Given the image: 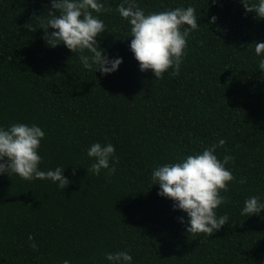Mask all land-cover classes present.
<instances>
[{
	"label": "trees",
	"instance_id": "16d2710c",
	"mask_svg": "<svg viewBox=\"0 0 264 264\" xmlns=\"http://www.w3.org/2000/svg\"><path fill=\"white\" fill-rule=\"evenodd\" d=\"M104 2L107 31L96 39L123 57L107 75L83 69L63 44L46 46L39 26L50 0H0V125L40 126L41 170L64 167L69 180L61 190L0 175V264H106L104 253L118 250L130 251L133 264H264V210L240 214L247 197L264 198V73L254 51L264 19L238 0H135L146 14L192 5L199 15L179 73L157 79L129 50V25L116 11L122 0ZM219 138L216 154L233 157L226 167L236 178L216 210L228 221L193 235L186 214L157 195L151 171ZM93 142L114 145V174L91 172Z\"/></svg>",
	"mask_w": 264,
	"mask_h": 264
},
{
	"label": "clouds",
	"instance_id": "9594fccd",
	"mask_svg": "<svg viewBox=\"0 0 264 264\" xmlns=\"http://www.w3.org/2000/svg\"><path fill=\"white\" fill-rule=\"evenodd\" d=\"M238 2L246 13L251 12L255 18L264 19V0ZM50 5L39 26L44 29L41 38L46 46L55 48L63 44L77 55L83 69L90 72L99 71L107 75L119 69L123 57L109 56L96 39L107 31L99 15L111 11L104 0H50ZM116 11L129 25L131 40L128 46L139 70L150 69L157 79L169 69L172 75H177L186 54L187 37L199 27L196 9L189 5L146 14L135 0H122ZM215 20L213 16L209 23ZM254 51L258 57V69L264 73V42H256ZM44 137L45 132L35 123L0 125V175L15 174L26 181L50 180L59 189H64L69 184L68 178L62 174L64 167L46 171L40 168L42 157L38 149ZM224 144L225 139L219 138L199 152L187 154L175 162L159 164L151 171L152 185H159L157 195L172 200L173 209L186 214V231L193 235H212L228 221L227 215L216 214V210L225 203L221 190L226 192L229 183L236 179L226 167L233 157L224 154L221 159L216 154V149ZM86 154L92 158L90 170L94 175H99L102 169L106 170L107 176L115 173L113 144L93 142ZM239 182L245 183V179L241 178ZM262 210L264 198L252 195L243 201L240 214L259 215ZM179 221L185 223V217H179ZM28 240L30 247L36 249L31 234ZM104 260L106 264H133V256L128 250L107 251ZM63 264H69V261L65 260Z\"/></svg>",
	"mask_w": 264,
	"mask_h": 264
}]
</instances>
